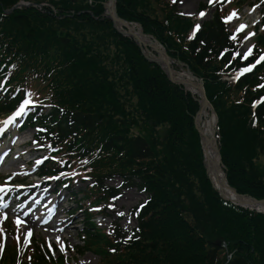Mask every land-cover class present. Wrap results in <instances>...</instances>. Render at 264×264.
<instances>
[{"label": "trees", "instance_id": "obj_1", "mask_svg": "<svg viewBox=\"0 0 264 264\" xmlns=\"http://www.w3.org/2000/svg\"><path fill=\"white\" fill-rule=\"evenodd\" d=\"M151 1L163 3L160 20L148 13ZM19 2L37 7L9 13ZM115 3L120 19L140 24L171 60L203 81L228 185L264 200L257 164L264 155V102L254 107L264 97V79L256 67L234 82L222 80L258 54H238L240 42L219 9L193 33L172 0ZM105 6L106 0H0V113L24 99L31 80L44 83L43 106L25 115L24 127L37 129L35 140L58 145L78 167L91 159L101 165L103 158L106 170L92 169L89 177L109 202L126 189L145 194L146 204L130 211L138 225L133 231L116 226L102 243L93 228L85 229V248L100 244L101 255L112 258L106 264H264V215L224 201L206 177L194 122L198 101L115 31ZM157 126L166 128L156 137ZM134 128L141 131L131 134ZM114 174L120 188L105 184ZM224 253L232 255L228 263L220 259ZM34 264L48 263L39 255Z\"/></svg>", "mask_w": 264, "mask_h": 264}, {"label": "rangeland", "instance_id": "obj_2", "mask_svg": "<svg viewBox=\"0 0 264 264\" xmlns=\"http://www.w3.org/2000/svg\"><path fill=\"white\" fill-rule=\"evenodd\" d=\"M173 1H176L175 9L179 12V17L186 18L191 23L192 32L197 31L195 30L196 25L201 26V24L207 22L215 13V9H218V6L225 2L226 5L222 7V18L229 21L228 29L237 33V39L242 44L239 53L245 56L253 47H255L257 51L262 52L261 46L263 41H260L261 37L257 32L264 29V0H244L245 6L243 8L238 5L235 6V0L232 2L229 0H212L211 3L209 0H172V3ZM162 7L163 3L161 6H157L156 2L151 1L149 4L150 11L148 12L150 17H157L158 20H160L162 17V12L160 11ZM201 8L205 9V11H202ZM201 12L205 13L203 17L200 16ZM233 13H235V16L228 19ZM260 21H262L261 24ZM131 23L135 24L133 22ZM241 25L245 26L242 30H240ZM253 25H255L254 28ZM111 47H113V45H111ZM144 50L148 51V53L144 52L147 54V57H149L151 55V48H146L144 46ZM114 51L115 50L111 48L109 55L111 56ZM153 53L154 56H157L155 52H152V54ZM169 65L175 68V75L186 76L187 68L182 67L178 61L170 59ZM258 73L262 74L259 75ZM256 74L259 78L264 79V61L260 63ZM222 80L232 82L233 78L224 77ZM193 82L198 85L200 80H193ZM29 84H31V86H28L31 100L36 102L43 101V99L45 100V98H47L48 91L44 83L42 84L31 80ZM211 114V112L207 111L206 115L202 117L201 127L204 126V122H207L211 118ZM2 121L3 118L0 117V125ZM165 128L166 127L163 126H157L155 129L156 137L161 136ZM139 129L140 128H134L130 133H138L141 131ZM32 135L33 132L31 131L22 133L15 131L13 133L11 138L8 139L5 149H9L13 145L15 148L18 146H22V148L21 151H17L16 149L13 150L11 158L2 166L0 173L11 172L12 175L21 174L18 177L19 179L24 180V178H28L27 181L36 186L40 180L37 179V177L35 178V169L36 166H38L37 164H40L38 161L45 157V152L39 150L37 146L33 147L31 140ZM91 157L94 159L93 156ZM97 161L102 162L101 165L94 162L92 159L90 160L91 164L81 162L82 168H84V171L88 172H91L92 169L97 172L106 170V168L102 166L106 163L103 162V158ZM257 164L260 165V169L264 170V155L261 154L258 157ZM108 166L109 164H107L106 167ZM112 169H115V167ZM92 173L93 172L88 173V175L92 176ZM106 182V185L114 188L119 186L121 181L115 177ZM86 185L87 183L76 181L72 182L66 189H57V186L55 187L54 184H50L45 191H38L37 195L35 194L36 196L45 197V199H47L40 205L42 208L43 206L48 207V211L46 210L44 215L37 214V211H32L31 213L25 212L23 205H19V210L16 211V209H18L17 207L15 211L9 214L6 220H3V213L0 212V264H27L24 261H28L29 254L24 255V249L31 240L38 239L45 240L49 245L57 247L58 252H54L53 255L54 261L52 260L48 264H106L107 260L105 259L107 257H104L103 254L101 255L100 244H94L88 251L85 250V247L83 248V240L80 238V234L83 232L82 222L91 216L93 222L90 223L95 227L93 232L99 236L102 243L105 241L108 242L109 238H107L106 235L110 233L109 230L114 223H117L123 231L132 230L137 226L129 214V211L137 207V205L144 203L145 195L133 189L125 190L122 197L117 200L114 205H110L102 199L101 194L95 190L84 193ZM33 200L34 199H32L29 205L33 204ZM56 200H59V210H61L59 217L65 221L63 226L67 228V233H64V231L61 230L62 228L59 227L49 233L41 227L37 228L39 222L50 219L51 213L56 207ZM42 208H40V210H42ZM88 208L90 209L89 213L87 212ZM28 210L29 209H27V211ZM118 213H123V215H119ZM23 217L34 222L35 226L30 228L27 222L23 221ZM85 223V225L90 224L89 221ZM86 242L89 244V241ZM10 248L15 250L14 253H12V259L5 258V255H2L5 253L9 255ZM96 249L100 251L97 253L95 252ZM222 258L226 257H223L221 254L220 259ZM107 259L109 260L112 258Z\"/></svg>", "mask_w": 264, "mask_h": 264}, {"label": "bare ground", "instance_id": "obj_3", "mask_svg": "<svg viewBox=\"0 0 264 264\" xmlns=\"http://www.w3.org/2000/svg\"><path fill=\"white\" fill-rule=\"evenodd\" d=\"M143 42L145 44L152 45L146 39H143ZM157 52H158V55L156 57H157L158 62L162 64L164 67L165 65H168V59L165 55H163L162 51L160 49H157ZM180 77L181 76H179V79L180 80L182 79L181 81L184 83L187 89H190L193 92L199 91L198 87L194 83H192L191 78H189V76L185 78L184 77L180 78ZM206 113H207V110L205 107H203L200 113V119H199L200 123L202 121V117L205 116ZM213 126H214V121L213 119L210 118L207 122H204V126L201 127V133H202L201 134L202 135L201 144L203 146L204 163L207 169V175L212 181L213 185L220 190L223 196L225 197L227 196L229 199H232L233 201H236V202L238 201L243 204L248 203L245 199L236 197L234 193L230 191L229 188H227L225 177L223 176L222 169L220 166L219 155H217L216 153V144H214V139H213L214 135L212 133ZM37 200L38 201L43 200V198L42 199L40 198ZM249 205H250V208H254L258 211L264 212V203H260L259 205L251 203ZM59 207L60 206L57 204V207L53 211V214L51 217L54 220L53 223L52 221L49 220V222L45 221V222L40 223L39 225L42 229H44L48 233L52 232L53 229H55V227H60V226L62 228V231H64V233H67V228L63 226L64 221L62 219H59ZM26 221L30 225V227L33 226V224L30 223L28 219H26Z\"/></svg>", "mask_w": 264, "mask_h": 264}, {"label": "water", "instance_id": "obj_4", "mask_svg": "<svg viewBox=\"0 0 264 264\" xmlns=\"http://www.w3.org/2000/svg\"><path fill=\"white\" fill-rule=\"evenodd\" d=\"M109 3H110V4H109L108 7H107V14L109 15V18L112 20V22L116 25V27L121 26V27H124L125 29H127V30L129 31V32H128V36H133V37L136 38V39L138 40V42H139V41H140V40H139V37H138L137 35H135V33L132 32L130 25H127L124 21H122L121 19H119V18L117 17V15L115 14V10H114L115 3H114V0H109ZM155 61H156V60H155ZM165 68H166L165 70H166V73H167V76H168L169 79H171L174 83L177 82V83H179V84H182V82H181L180 80H178V79H176V81L173 80V78H172V72H173V71L170 69V67H168V65H165ZM188 74H189L190 77H192V76L190 75L189 72H188ZM182 85H183V84H182ZM183 87L185 88L184 85H183ZM199 88H200V93H199V94H200V98H201V100H202V101H201V109H202L203 107L208 108L209 105H208V103H207V100L204 98L203 88L201 87V85H199ZM185 89H186V88H185ZM186 90L188 91L189 89H186ZM189 91H190V90H189ZM201 109H200V113H201ZM200 113L198 114L197 118L200 117ZM213 118H214V120H215V117H213ZM196 123H197V120H196ZM198 133H200V135L202 134L199 130H198ZM201 137H202V135H201ZM216 153H217V155H218L217 148H216ZM219 159H220V155H219ZM206 172H207V169H206ZM225 182H226V177H225ZM211 184H212V187L218 191L220 197H221L222 199H224L225 201L228 200V201H230L231 203H233V204H235V205H237V206H240V207H242V208L253 209V210H255V211L258 212V213H262V214H264L263 211H258V210L254 209V208H250V205H249V204H251V203H252V204L259 205L260 203H264V201H260V202H258V201H256V200L253 199V198H250V197L247 198V197H244V196H240V195L236 194V191H235L233 188H230V187L228 186L227 182H226V184H227V188H229V190L232 191L236 197L243 198V199H245L248 203L243 204V203H240V202H238V201L236 202V201H233L232 199H229L227 196H226V197L223 196V195L221 194L220 190H219L218 188H216V187L213 185L212 181H211Z\"/></svg>", "mask_w": 264, "mask_h": 264}, {"label": "snow or ice", "instance_id": "obj_5", "mask_svg": "<svg viewBox=\"0 0 264 264\" xmlns=\"http://www.w3.org/2000/svg\"><path fill=\"white\" fill-rule=\"evenodd\" d=\"M209 2L211 3L212 0H209ZM204 15H205L204 12H201V13H200V16H201V17H203ZM234 16H235V13H233L232 16L229 17L228 19H231V18L234 17ZM226 22H227V21H226ZM199 27H200V25H196V26H195V30H199ZM244 27H245L244 25H241V26H240V30H242ZM233 39H235V37H233ZM250 55H251V50H249V52L247 53V55L244 56V58L247 59L248 56H250ZM261 61H264V55L260 56L259 59L256 61V63H260ZM254 66H255V65H251L250 67L245 68L244 71H251V70H252V67H254ZM18 114H19V113H17V115H18ZM11 119H12V118L10 117L9 120H8L7 122H11ZM118 214H119V215H123V213H118Z\"/></svg>", "mask_w": 264, "mask_h": 264}]
</instances>
